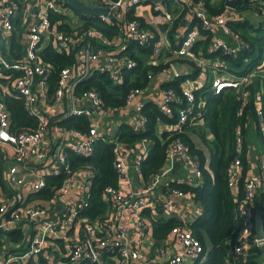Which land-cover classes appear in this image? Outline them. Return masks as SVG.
I'll return each mask as SVG.
<instances>
[{"label": "built area", "instance_id": "built-area-1", "mask_svg": "<svg viewBox=\"0 0 264 264\" xmlns=\"http://www.w3.org/2000/svg\"><path fill=\"white\" fill-rule=\"evenodd\" d=\"M145 1L100 0V5L110 8L108 15L100 16L102 19L113 23L112 15L119 18L117 22L119 34L111 37L96 26L68 31L65 27L61 28L53 24L50 19L52 12L66 15L71 11L67 0H26L22 7L25 18L33 19L29 27L26 55L22 61L11 62L3 54L1 44L2 40L15 29L14 21L18 15V4L10 0H0V64L6 68L22 71L16 77L13 73L5 75L12 78V81L4 88L0 85V161L7 150H10L14 161L6 171L4 183L7 185L6 187L3 185L6 189L4 190L13 195V198H0V231L25 221H33L36 229V233L30 237L29 248L20 257L9 255L3 264H18V259L23 260L45 252L49 244V236H58L62 228L66 249V259L63 264H193L204 251L200 239L188 226V221L191 219H187L188 209L185 207L181 210V207L194 199L191 193L171 185L173 181L192 185L202 182L203 172L197 157L191 152L190 145L180 136L174 137L169 146L165 166L146 179L141 172L143 156L149 150V140L142 139L134 144L125 143L118 138L119 131L111 134L109 129L111 121L109 117L113 113L128 111L132 107L137 115L129 124L134 129L144 128L146 117L141 113L145 102L142 100V94L147 86L131 87L126 93L125 103L119 106L106 104L95 87L76 90L77 83L94 70L108 73L114 84H122L125 81L124 70L137 66L139 60L135 55L145 52L143 46L153 45V54L148 64L167 62V54L171 53L167 65L156 72L149 71L150 80L155 77L168 80L181 75L176 69V63L180 61L178 59H190L203 68L208 67L212 70L211 86L215 92H220L226 87H232L240 92L243 95L241 108L246 106L247 100L251 97L250 83L260 79L255 101L257 117H251L250 123L253 120L264 142V65L248 73L235 74L229 70L227 62L222 58L198 55L192 48L201 36L200 30L204 29L207 33H211L210 51L221 50L227 54H236L242 47L243 39L228 24L233 17L230 12L223 10L211 15L202 1L181 0L183 7L180 14L186 11V14L196 16L201 24L199 27L189 29L179 46H173L168 34L169 25L157 34L138 17L125 16V12ZM249 1L264 22V5L260 0ZM154 5L156 10L170 19L169 24L174 23L175 20L166 6V0H155ZM35 6H37L36 12L33 11ZM217 30L231 35V39L226 40L218 36ZM43 36L52 37L55 43L67 50L84 39L88 45L83 51L85 67L79 66L80 64L63 67L52 94L49 83L51 68L40 55L44 46L41 43ZM155 36L158 37L154 41ZM113 43L119 45V48L108 50L106 47ZM131 43L134 45L131 46ZM165 49L168 52H164ZM79 55L81 56V51ZM169 75L171 76L166 78ZM200 86L202 85L197 79L188 84L183 82L181 94L172 87H163L159 98L150 99L158 103L168 115L173 113L171 103H187L177 109V120L167 125L168 130L179 133L183 131L188 114L193 111L195 105L194 91ZM4 89L15 91L24 98L27 109L37 118L36 127L21 130L12 128L11 115L3 100ZM65 96H69L70 104L65 111L63 108L58 110L56 107L58 104L63 106ZM81 102H88V106H80ZM43 105H46L47 111L44 110ZM252 112L250 110L249 113ZM73 115L88 117L90 127L84 130L63 124L64 119ZM203 122L204 119L200 116L197 123ZM54 129L59 131V138L56 140L51 135ZM98 139L112 140L115 143L114 167L119 182L117 185H106L103 188L102 196L107 202V209L102 216L90 218L84 216L83 211L89 205L88 198L97 171L91 165L81 163L73 165L70 152L77 155H93ZM243 145V136L238 133L236 153L230 163L228 174L229 185L235 189V199L238 202L240 230L232 243L227 259L230 264H254L249 258L252 246H264V237L255 234L257 213L259 212L264 219V148H260V153L253 159V149L249 142L246 157L247 172L240 191L238 181L243 174L244 161L241 156ZM178 163L185 170V177L182 180L172 176ZM0 172H3L1 163ZM31 174H35V179H32ZM77 174L79 176H76ZM57 175H63L62 181L48 185V177ZM136 175L140 179L139 186L133 185ZM74 183L76 184L72 186ZM47 186L51 188L49 200L63 202V209L57 219L49 215L50 210L47 206L26 202L13 189L20 187L35 193L38 197H44L42 189ZM161 186L163 193L158 196L156 189ZM73 188L75 190L72 194ZM260 202H263L262 208ZM259 207L261 210L258 209ZM161 213H167L168 217L178 219V223L169 229L168 236L170 235L180 245L178 250L169 252L164 259L163 249L157 244L163 242V237L159 238L155 235L153 224L156 219L154 216Z\"/></svg>", "mask_w": 264, "mask_h": 264}, {"label": "trees", "instance_id": "trees-1", "mask_svg": "<svg viewBox=\"0 0 264 264\" xmlns=\"http://www.w3.org/2000/svg\"><path fill=\"white\" fill-rule=\"evenodd\" d=\"M18 4V15L23 18L26 0H10ZM205 5L214 15L228 7L227 0H221L216 4L212 0H204ZM264 5V0H260ZM246 6L250 3L249 0H237V6ZM252 6V5H251ZM134 9V8H133ZM133 9L125 12L127 18L131 17ZM75 10V9H74ZM83 18V22L76 28L84 29L89 26H96L104 30L107 34L118 30V17L112 15L114 20L110 24L106 19L100 16H92L80 13L75 10ZM186 14L183 11L181 15L175 19L172 26L168 30V34L173 43V46H179L174 43V32L179 27L181 17ZM51 22L58 27H68V31H74L70 24L64 23L65 15L52 12L50 14ZM181 19V20H180ZM61 20V24H59ZM194 22L196 20L194 19ZM228 24L237 32L243 39L242 47L236 54H227L221 50L210 51L208 48L211 33H207L195 45L193 50L200 55V48L204 50V55L214 58L220 57L228 64L229 70L235 74L248 73L253 69H257L264 65V22H260L259 26H254L249 20L244 18L232 17ZM168 26V25H167ZM167 28V27H166ZM165 28V29H166ZM158 34V33H157ZM158 36H155V41ZM132 42V41H131ZM9 48L3 46V53L9 61H22L25 54V42L18 33L12 32L9 40ZM86 44V39L77 42L69 50L63 49L54 41L47 42L41 49L40 55L43 60L51 68L49 75L50 93L57 83L60 70L65 66H73L79 64L81 56L79 50ZM134 45V44H132ZM147 53L153 54V45L143 46L142 48ZM209 51V52H208ZM164 52H168L166 49ZM170 52H168V61L162 64H147L141 59L133 69H125V81L122 84L114 85L108 73H100L99 71L92 72L89 76L80 80L76 85V90L80 91L86 88L95 87L101 93L104 102L109 105L119 106L125 103L127 91L133 86L146 87L151 81L148 77L150 70L158 71L170 61ZM174 60V59H173ZM180 61L188 62L189 59L179 58ZM175 61V60H174ZM193 62V61H192ZM194 63V62H193ZM195 71L188 74H181L173 79L164 80L163 87H172L175 91L181 94V86L183 81L188 77L197 75L199 66L195 65ZM211 71V70H210ZM13 73L16 77L22 71L6 68L0 64V85L4 88L10 83L12 78L6 77ZM260 81V79H259ZM259 81L250 83L251 97L247 100L244 108H241L243 95L232 87H226L220 92H215L212 89V71L210 79L197 88L195 92V105L193 111L189 112L187 122L183 127L182 132L175 130H159V122L164 121L167 124L175 123L177 120V109L187 103H171L173 113L168 115L163 111L158 103L152 100L144 102L141 113L146 117V124L142 129H134L128 122H121L119 125L118 138L125 143L134 144L142 139H147L150 142L148 152L143 156L142 172L144 178H149L157 170L165 166L168 156L169 146L174 137L180 136L182 140L190 145L191 152L197 157L199 165L202 169V182L198 184H189L186 182L173 181L172 186L179 187L184 191L191 193L194 201L200 203L201 211L188 221V226L193 233L200 239L203 244L204 251L200 255H205L204 260L199 258L194 264H230L227 259L231 252V246L234 242L239 230L240 219L237 215L238 202L235 199V189L229 185L228 169L231 161L236 153V137L237 134L243 136V174L240 177L238 184L240 191L244 181V176L247 172V151L249 148V126L250 118L257 117L255 101L257 98V89ZM5 91V89L3 90ZM3 100L10 112L12 128L21 130L24 128H34L37 125V118L31 114L25 105L24 98L12 90H6L3 93ZM252 110V114H250ZM202 116L204 122L197 123L199 117ZM63 124L73 126L79 129H88L91 125L90 120L85 115H73L63 120ZM256 126V125H255ZM256 129L258 127L256 126ZM207 130L211 131V136H208ZM257 135L263 142V139L257 130ZM201 141L204 146L209 147L210 156L207 157L204 147L198 144ZM264 143V142H263ZM114 147L115 143L112 140L98 139L95 145L93 155H77L70 152V155L78 164L91 165L96 169L97 173L93 177L92 190L89 195V205L83 211V215L96 218L102 216L107 209V202L102 196V190L106 185H117L119 182L118 174L114 167ZM70 157V159H71ZM72 164H74L71 161ZM63 175L49 176L48 185L51 183H60ZM43 194H51L49 186L42 189ZM37 194H42L37 192ZM263 200V198H261ZM263 202H260L262 208ZM263 210V209H262ZM178 223V219L170 217H158L154 219V233L157 237L162 238L171 226ZM250 259L255 264H264V246L253 245L251 248Z\"/></svg>", "mask_w": 264, "mask_h": 264}, {"label": "crops", "instance_id": "crops-1", "mask_svg": "<svg viewBox=\"0 0 264 264\" xmlns=\"http://www.w3.org/2000/svg\"><path fill=\"white\" fill-rule=\"evenodd\" d=\"M86 3H89L91 5H100L99 2L100 0H83ZM202 1L205 5V1L204 0H199ZM213 2H215L216 4L220 3L221 0H212ZM227 3V1H226ZM155 0H146L145 2L136 5L135 7H133V12H132V17H138L146 26L150 27L153 32L158 33V31L161 30H165V28L167 27V25L172 26V23L169 24L170 19L168 20V18L163 15L160 11L156 10L155 8ZM166 6L168 8V10L170 11V15L172 16L173 20H175L177 17H179L181 14L180 12L182 11V4H181V0H166ZM226 7H228L225 10H228V12H230V14L236 18H244L250 21L251 24H253L254 26H259L260 22H262V17L256 13L255 9L249 4L247 3L246 6H243L242 3L241 5L237 6V0L235 2V7H230L229 5L226 4ZM207 8V7H206ZM244 10L247 8V11L245 10L244 13L240 12V10ZM240 9V10H239ZM132 10V9H131ZM208 10V9H207ZM129 12V11H128ZM65 15V14H62ZM26 16L24 15L23 18H21L19 15H17V17L15 18V29L13 32H17L18 35H20V38L22 37L23 42H25V54H26V50H27V44H28V38H29V27L30 24L32 22V18L28 17L27 19L25 18ZM66 19L63 20L64 23H68L71 25L72 28H76L78 25H80L83 22V18L77 14L73 9H71V11H69V13H66L65 15ZM182 19V20H181ZM181 21L179 22V27L177 28V30L174 32V43H177L178 45H180L183 41V36L185 35V33L195 27V26H200L201 22L200 20L196 17V16H192L190 14H185L181 17ZM194 19L196 20V22H194ZM109 22V21H108ZM110 24H113L112 22H109ZM61 24V23H60ZM66 29L68 27H65ZM201 36L206 34L204 29H201ZM119 34V27L118 30L114 33H112L110 36L113 37L115 35ZM216 34L226 40H230L231 39V35L224 33L222 30H217ZM11 35H8L7 37H5L2 40V44H1V50H3V46L6 45V47L9 48L10 44H9V40L11 38ZM109 35V34H108ZM201 36L197 39V42L201 39ZM203 38V37H202ZM50 41H54V39L52 37H45L43 36L41 43L42 45H45L47 42ZM132 41V40H131ZM211 41V39H210ZM195 42V44L197 43ZM116 43H113V45H109L106 48L108 50H117L119 48V45H114ZM133 43H131V46ZM194 44V45H195ZM88 48V45H83V47L79 50V52L81 51V59L79 61V66H84V62H83V51L84 49ZM208 48H210V42L208 45ZM3 52V51H2ZM209 52V51H208ZM204 50L202 48H200V54L204 55ZM4 54V53H3ZM5 55V54H4ZM25 56V55H24ZM136 58L140 61L141 59L144 61V63L148 64L149 59L151 58V54L147 53L146 51L142 54L139 55H135ZM190 60L188 62L186 61H182L188 68L189 73H192L195 71V65L199 66V70L197 75L193 76V77H188L186 78L183 82L184 84H188V82H192V80L197 79L198 81H200L201 85L203 83H206L209 81L210 79V72L212 71L210 68L206 67L203 68L202 66H200L199 64H197L195 61ZM85 67V66H84ZM211 70V71H210ZM97 70H94L92 72H95ZM171 75L167 76L166 78H169ZM170 80V79H168ZM164 79L160 78V77H155L154 79H152L149 84L147 85L146 90L144 91V93L142 94V100L147 101L150 100L152 98H159L162 94V83H163ZM114 84V83H113ZM116 85V84H114ZM139 99L141 98V95L138 97ZM70 104V98L69 96H65L63 98V106L61 104L57 105V109L58 110H62L65 111V108ZM80 106H88V102H81ZM43 108L45 111H47V107L46 105H43ZM136 112L134 110V107H132L130 110L128 111H124L122 110L121 112H115L113 113L109 118H111V121L109 123V129L111 130V134H115L117 133V131H119V125L120 122L122 121H126L128 123H130L131 121H133L134 119H136ZM167 123L164 121H160L159 122V130H164L167 128ZM60 127V126H59ZM103 128V127H101ZM108 128V127H107ZM256 129L255 123L253 122V120L250 123L249 126V137H250V144L252 146V153L254 155H252L253 159L258 156V154L260 153V148H263L261 146V144L256 142V135L257 133V129H256V133L253 129ZM52 137L54 140L59 138V131L57 129H54L52 131ZM6 155L3 156V159H1L0 163L2 164V170L3 172H0V198H13V195L9 194L8 192H6L4 186L6 187L7 184L4 183V181L6 180V171L9 168V166H12L14 164V161L10 155V150L5 151ZM71 157V155H70ZM71 161L74 163L73 165L77 164L78 162L73 159L71 157ZM25 168L23 167L22 170H24ZM25 173H27L26 171H24ZM32 179H35V174H31ZM76 176H79L78 174ZM173 177H176L177 180H182V178L185 177V170L184 168L180 165V163H178L174 173L172 174ZM76 183H74L72 186H74ZM4 185V186H3ZM133 185L135 186H139L140 185V179L139 177L136 175L133 179ZM5 189V190H4ZM15 190V192L19 195H21L26 202L29 203H41L45 206H47L49 208V215L52 216L53 218L57 219L59 217V214L61 212V210L63 209V202H51L48 198V194H43L42 196L44 197H38L35 193L32 192H28L20 187L18 188H13ZM74 188L72 189V194L74 193ZM163 193V187H158L156 189V195L161 196ZM187 208L189 211L188 214V218H193L195 217L200 211H201V206L200 203H198L197 201L191 200L186 206L181 207V210H183L184 208ZM259 210H261V208H258ZM259 215V212L257 213V216ZM159 218L160 217H165V218H170L168 217L167 213H161V214H157L154 216V218ZM169 232V231H168ZM168 232H166L163 236V242H159L157 243L158 246H160L163 249L164 254L162 255V258H166L169 254V252L171 251H175L178 250L180 248V245L170 237V235L168 236ZM36 233V229H35V223L33 221H29V222H21L19 224H17V226H14L12 228L6 229V230H2L0 231V264L4 263V260L9 256V255H16L17 257H20L21 254L29 248L30 245V237L32 235H34ZM48 246L45 250V252L39 254V255H35V256H30L27 258L22 259H18V264H63V262L65 261L66 257H65V253H66V249H65V245L63 242V228L60 229L59 235L58 236H49V241H48ZM205 255H199L195 261L199 258L200 260H204L205 259ZM194 261V262H195ZM264 261V258H263ZM87 264V263H86ZM194 264V263H193ZM255 264V263H254Z\"/></svg>", "mask_w": 264, "mask_h": 264}, {"label": "water", "instance_id": "water-1", "mask_svg": "<svg viewBox=\"0 0 264 264\" xmlns=\"http://www.w3.org/2000/svg\"><path fill=\"white\" fill-rule=\"evenodd\" d=\"M236 0H227V5L230 7H235ZM67 4L71 9L78 10L82 14L92 15V16H101V15H108L110 13V8L105 5H91L89 3L84 2L83 0H67ZM37 6L34 7L33 11L36 12ZM74 10V11H75ZM176 69L180 72V74H188L187 66L178 61L176 63ZM97 113V111L95 110ZM255 234L258 237H264V219L262 215L256 216L255 222Z\"/></svg>", "mask_w": 264, "mask_h": 264}, {"label": "rangeland", "instance_id": "rangeland-1", "mask_svg": "<svg viewBox=\"0 0 264 264\" xmlns=\"http://www.w3.org/2000/svg\"><path fill=\"white\" fill-rule=\"evenodd\" d=\"M245 10L247 11V8L244 9V10H242V8H241L240 12H243L244 13ZM253 130L256 133V129L254 128ZM207 133H208V136H211V133L212 132L209 131V130H207ZM255 135H256V138H255L256 139V142L259 143V144H261V146L264 148V143L261 141V139L259 138V136L257 134H255ZM197 142H198V144H200V145H202L204 147V149L206 151V154H207V157L209 158V156H210V152H209L210 149H209V147L208 146H204L203 143H201V141H199V140Z\"/></svg>", "mask_w": 264, "mask_h": 264}]
</instances>
